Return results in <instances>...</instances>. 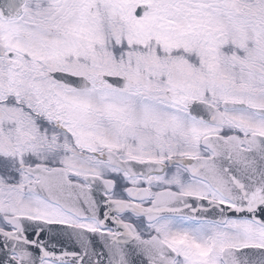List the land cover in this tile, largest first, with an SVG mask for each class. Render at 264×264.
Listing matches in <instances>:
<instances>
[{
	"label": "snow or ice",
	"instance_id": "1",
	"mask_svg": "<svg viewBox=\"0 0 264 264\" xmlns=\"http://www.w3.org/2000/svg\"><path fill=\"white\" fill-rule=\"evenodd\" d=\"M0 264H264V0H0Z\"/></svg>",
	"mask_w": 264,
	"mask_h": 264
}]
</instances>
